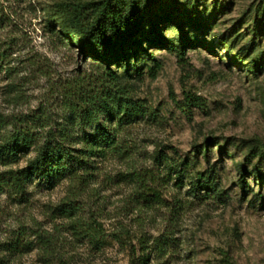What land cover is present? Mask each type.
Masks as SVG:
<instances>
[{
	"label": "rangeland",
	"instance_id": "374dc122",
	"mask_svg": "<svg viewBox=\"0 0 264 264\" xmlns=\"http://www.w3.org/2000/svg\"><path fill=\"white\" fill-rule=\"evenodd\" d=\"M59 1L97 0H0V46L20 88L12 100L0 71L1 113L62 121L61 84L93 69L59 27L52 32ZM167 1L148 0L153 15L111 64L149 110L123 125L118 150L93 161L75 214L59 208L65 180L0 193V264H264V0ZM164 15L176 18L153 32L150 21ZM187 95L202 104L185 105ZM135 172L156 196L138 194Z\"/></svg>",
	"mask_w": 264,
	"mask_h": 264
},
{
	"label": "trees",
	"instance_id": "16d2710c",
	"mask_svg": "<svg viewBox=\"0 0 264 264\" xmlns=\"http://www.w3.org/2000/svg\"><path fill=\"white\" fill-rule=\"evenodd\" d=\"M167 5H169L166 0ZM256 13L264 21V6ZM144 16L153 15L148 0L59 1L49 10L48 24L53 33H60L76 44L83 56L92 61L93 69L78 74L61 84L62 121L51 122L46 113L6 115L0 112V164L8 167L0 176V193L10 189L24 195L29 185L47 189L67 181V193L59 208L72 215L80 208L78 200L89 188L93 161L120 147L119 133L123 125L149 108L132 97V87L121 83L123 76L111 64L128 56V49L141 34ZM4 17L0 9V26ZM150 21L156 32L159 19ZM193 27H202L197 16H190ZM157 34V33H156ZM9 47L0 46V71L7 78L6 92L12 100L20 97L15 70L9 66ZM180 56L182 51L176 50ZM202 104L199 97L186 96L187 106ZM32 153L22 166L21 155ZM183 163V162H182ZM179 176L189 168L184 162ZM15 166V167H14ZM142 198L156 196L138 173H131ZM196 181L197 187L209 186V180ZM91 238L101 236V223L91 219ZM88 229V230H89ZM98 239V238H97Z\"/></svg>",
	"mask_w": 264,
	"mask_h": 264
}]
</instances>
